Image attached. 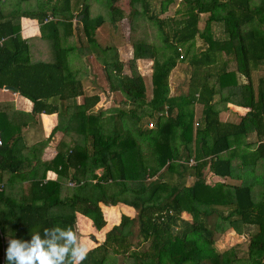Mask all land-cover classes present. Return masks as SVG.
Masks as SVG:
<instances>
[{
  "label": "trees",
  "instance_id": "1",
  "mask_svg": "<svg viewBox=\"0 0 264 264\" xmlns=\"http://www.w3.org/2000/svg\"><path fill=\"white\" fill-rule=\"evenodd\" d=\"M28 1L16 0L9 8V0H0V88L12 86L28 98L33 116L56 113L51 134L58 130L70 138L42 163L40 175L31 176L19 202L5 200L0 251H6L9 238L31 243L36 231L42 240L51 239L44 229L57 225L78 232V215L102 230V203L132 207L135 213H122L82 264H264V0H178L171 15L165 13L175 0H129L132 29L136 20L146 19L159 33L158 45L140 38L132 42L130 74L123 73L116 45H102L95 33L106 21L115 27L126 18L119 0L94 5V0H36L35 9L24 5ZM97 4L106 15L93 11ZM202 14L207 17L200 27ZM23 17L37 20L40 39L51 40L52 57L33 61L31 42L21 35ZM197 39L204 46L187 58L188 90L171 96L169 76L184 57L182 46ZM83 52L96 53L109 90L124 97V105L107 115L94 109L98 93L85 94ZM139 59L152 61L148 100ZM215 96L234 98L248 111L236 123L222 121ZM7 116L0 110V156L10 155L12 163L22 155L21 135L16 123L2 122ZM191 158L195 164L188 163ZM236 161L255 170L262 162L255 199L252 184L231 181ZM47 170L57 178L46 179ZM209 172L230 180L211 185L205 179ZM188 176L194 178L191 184ZM3 196L0 188V200ZM104 210L109 223L117 219L116 207ZM227 229L249 236L244 255L238 245L216 246Z\"/></svg>",
  "mask_w": 264,
  "mask_h": 264
},
{
  "label": "crops",
  "instance_id": "2",
  "mask_svg": "<svg viewBox=\"0 0 264 264\" xmlns=\"http://www.w3.org/2000/svg\"><path fill=\"white\" fill-rule=\"evenodd\" d=\"M5 6L6 5H4L2 9L4 12H7L8 8ZM20 24L22 37L30 40V42L34 41L36 43L34 45L35 49L32 48V54L35 50L38 58L37 60L33 59V61L42 60L38 55L42 52V39H40L41 34L37 20L23 17L20 20ZM26 24L31 25V28L25 29ZM30 29L32 31H30ZM226 91L227 90L223 91L224 97L227 96ZM224 99L220 98V96H215L214 100L215 108L219 111L220 120L231 121L235 123L238 122L240 118L248 111V108L236 104L235 101H233L234 98L228 99L226 101ZM81 102L82 101L79 102L78 99V103ZM197 106L201 108V105ZM32 108L33 103L28 98L20 95L14 90L5 88V86L0 88V110H3L8 115L7 119L5 120L4 118V121L2 122L5 123L6 121H12L18 125L17 128H19L21 135L20 143H18V152L20 151L22 154L20 155L21 159L16 156L12 163L7 162V159H10V155H2L3 158L0 156V159L4 160V163L0 164V188L4 194L3 198L6 197V199L4 198L0 200V209L4 208L5 200L8 201V198L19 202L21 197L28 193L31 180L34 179L31 176L33 174L40 175L43 172L42 163L49 162L54 158L58 151L59 143L64 140L63 136H65V134L62 131L57 130L51 134L52 129L58 123V115L56 113H41L33 116L31 115ZM11 117H13V119H11ZM17 132L18 130L16 133ZM0 140L2 142L1 136ZM17 159L22 160L21 163H19ZM259 165L261 166L262 162H260ZM15 166H20V168L18 171L12 173L10 168ZM236 167L237 168L234 170L235 179H231V181H233V183L244 181L252 184L254 187L253 198L255 199L257 196V191L260 187L259 181L262 175V168L260 169V172L257 171L258 169L254 170L253 168L248 171L247 167L239 166L237 161ZM45 177L46 179L54 180L57 178V175L54 171L47 170ZM100 207L106 220V225L102 230H96L92 225L91 220L86 216L78 215L76 219L78 230L77 234L79 238L87 245L89 250L94 248L99 242L103 240L104 232L107 229H109L112 225L119 223L120 216L122 213H124L125 209H133L132 207L128 206H106L102 203H100ZM105 207L117 208L118 217L112 223H109L106 213L104 212Z\"/></svg>",
  "mask_w": 264,
  "mask_h": 264
},
{
  "label": "rangeland",
  "instance_id": "3",
  "mask_svg": "<svg viewBox=\"0 0 264 264\" xmlns=\"http://www.w3.org/2000/svg\"><path fill=\"white\" fill-rule=\"evenodd\" d=\"M15 1L16 0H9L8 2L9 8H12L14 6L13 4L15 3ZM97 1H101V0H94L93 5ZM128 2L129 0H119L116 3L124 11L126 18H122L120 21H118L117 26L115 27L111 26L110 23L106 21L100 28L97 29V32H95L97 35V40L102 45H110L111 43L116 45L115 47L117 48L120 60L125 63V67L123 69V73L125 74H130L127 63L132 58V51H133L132 42L134 40L140 38V39L148 40L149 42L157 43V45L159 44V33L156 29V26L148 22V20L146 19L136 20L137 23L132 29L128 16V13L130 11ZM177 4H178V0H175L174 3L169 5L165 15L173 14L175 8L177 7ZM24 5L25 6L27 5L29 8L35 9L36 0H30L24 3ZM99 9L101 10V12H99ZM93 11L95 13L106 15V9H104L103 6L100 4H97V6L93 9ZM206 17L207 14L201 15L200 27L204 26ZM75 20L78 21L80 19L76 18ZM44 39L41 40L42 52L38 54L42 60L49 59L53 55V50L51 48V40L49 38L45 40ZM73 40L74 41L77 40L76 35H74ZM82 41H83V46H86L88 41L85 40V37H83ZM35 44L36 43L34 41L31 42V47L33 49H35L34 48ZM203 46H204L203 42L198 39L192 46L191 45L182 46L181 53L184 57L178 58L177 65L171 71L169 76V87H170L169 93L171 96L185 94L187 92L188 83L190 81V73H191V66L188 63L187 58L192 56L193 53H197L198 50H200ZM96 56L97 55L95 52H92V54L86 55L85 53V55L84 54L81 55V58L85 64L84 69L86 70L85 77H82V82L85 86L84 89L87 94H92L93 92H96L100 95V100L96 104L94 109H97V111L101 109L102 111L105 112V115H107L108 111H112L114 108H118L124 105V103L122 102L124 97L120 93H115L109 90V84L106 79L105 70L103 68L101 61ZM32 58L36 60L38 58L35 50L34 53L32 54ZM74 60H75L74 62L77 61L76 58H74ZM136 62H137L136 63L137 69L140 72V74L143 76L147 87L146 98L148 100L151 97L152 61L147 59H139ZM74 66H76V64H74ZM78 99L79 102L82 101V96H79ZM196 109L197 111H199L200 108L196 105ZM69 138H70L69 136L66 135L63 136V139L65 141H68ZM247 168L248 171H250L251 167H247ZM257 169L256 170L260 172L261 166L257 167ZM205 179L206 182L211 185L215 184L217 181L230 180L229 178H220L217 176L214 177L211 173H207ZM193 180L194 178L192 176H188L186 183L191 184ZM68 187L70 188L69 192H71L72 183L71 186L68 185ZM134 213L135 211L131 208L124 210V214L128 217H132ZM109 215L112 216L111 213H109ZM248 242H249L248 235L237 234L236 232H234L233 229H227L224 233L220 234L217 237L216 246L219 249L224 250L229 248L231 245H238L239 248L241 249L240 254L244 255L248 246ZM121 260L122 258L120 257L119 261Z\"/></svg>",
  "mask_w": 264,
  "mask_h": 264
},
{
  "label": "clouds",
  "instance_id": "4",
  "mask_svg": "<svg viewBox=\"0 0 264 264\" xmlns=\"http://www.w3.org/2000/svg\"><path fill=\"white\" fill-rule=\"evenodd\" d=\"M44 231L46 237L51 233L52 238L42 240L38 231L30 233L31 243L9 238L6 264H82L86 259L89 249L72 227L61 229L57 225Z\"/></svg>",
  "mask_w": 264,
  "mask_h": 264
},
{
  "label": "built area",
  "instance_id": "5",
  "mask_svg": "<svg viewBox=\"0 0 264 264\" xmlns=\"http://www.w3.org/2000/svg\"><path fill=\"white\" fill-rule=\"evenodd\" d=\"M148 125L151 126V123H149ZM0 144H1V140H0ZM188 163L190 165H192V164H195V161H194V159L191 158V159H189ZM5 253H6L5 249H4V247H2L1 248V251H0V264H6V256H5Z\"/></svg>",
  "mask_w": 264,
  "mask_h": 264
},
{
  "label": "water",
  "instance_id": "6",
  "mask_svg": "<svg viewBox=\"0 0 264 264\" xmlns=\"http://www.w3.org/2000/svg\"><path fill=\"white\" fill-rule=\"evenodd\" d=\"M78 18L79 19L82 18V15L78 16ZM5 88L13 90V87L12 86H5Z\"/></svg>",
  "mask_w": 264,
  "mask_h": 264
}]
</instances>
